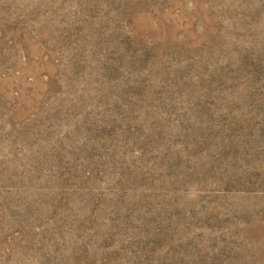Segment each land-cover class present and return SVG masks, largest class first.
<instances>
[{"label": "rangeland", "instance_id": "374dc122", "mask_svg": "<svg viewBox=\"0 0 264 264\" xmlns=\"http://www.w3.org/2000/svg\"><path fill=\"white\" fill-rule=\"evenodd\" d=\"M0 264H264V0H0Z\"/></svg>", "mask_w": 264, "mask_h": 264}]
</instances>
